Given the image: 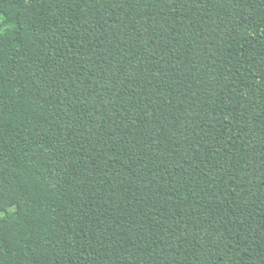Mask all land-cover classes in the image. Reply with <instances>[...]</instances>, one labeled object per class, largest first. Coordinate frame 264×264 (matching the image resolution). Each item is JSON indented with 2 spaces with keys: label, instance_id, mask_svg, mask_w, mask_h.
I'll return each mask as SVG.
<instances>
[{
  "label": "trees",
  "instance_id": "trees-1",
  "mask_svg": "<svg viewBox=\"0 0 264 264\" xmlns=\"http://www.w3.org/2000/svg\"><path fill=\"white\" fill-rule=\"evenodd\" d=\"M0 264H264V0H0Z\"/></svg>",
  "mask_w": 264,
  "mask_h": 264
},
{
  "label": "rangeland",
  "instance_id": "rangeland-1",
  "mask_svg": "<svg viewBox=\"0 0 264 264\" xmlns=\"http://www.w3.org/2000/svg\"><path fill=\"white\" fill-rule=\"evenodd\" d=\"M0 216H1V213H0Z\"/></svg>",
  "mask_w": 264,
  "mask_h": 264
}]
</instances>
